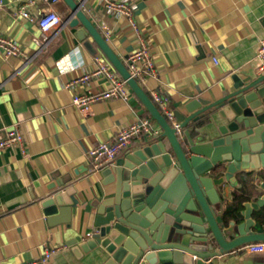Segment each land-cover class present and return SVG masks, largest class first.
I'll return each instance as SVG.
<instances>
[{"label":"crops","instance_id":"crops-1","mask_svg":"<svg viewBox=\"0 0 264 264\" xmlns=\"http://www.w3.org/2000/svg\"><path fill=\"white\" fill-rule=\"evenodd\" d=\"M28 1L4 0L0 6V33L24 49L19 57L0 52V140L14 124L24 135L22 148L0 150V264L40 261L47 246L63 245L66 247L38 264H81L70 243L93 230L90 214L113 190L104 184L103 170L90 169L89 151L98 142L113 139L120 128L153 117L129 85L127 98L97 101L89 115L75 107L72 99L77 92L97 93L109 86L103 75L69 86L96 70V56L116 69L92 36L78 38L77 28L65 23L69 10L56 5L64 24L45 45L37 44L41 37L38 24L18 14L19 6ZM119 1L131 6L137 30L127 16L105 10L103 0H84L83 9L105 38L102 24L107 26L110 36L106 40L125 65L128 56L141 46L140 38L146 41L155 71L146 74L142 88L148 95L155 91L165 95L169 108L186 118L192 115L186 107L193 100L214 103L233 91L235 74L244 82L261 76L257 48L264 39V0ZM37 3L28 9L34 18L48 6L43 0ZM69 55L78 65L61 69L60 60ZM153 127L163 132L154 119ZM152 136L137 138L117 158ZM241 175L235 174L237 184L219 186V219L236 201V193H241V204L260 195L244 189L251 181ZM62 182L64 186L58 189ZM67 186L76 188V194L63 197L62 203L69 199L72 205H63L62 213L50 215L45 199L54 198ZM253 215L264 224L262 210ZM213 261L264 264V251H235Z\"/></svg>","mask_w":264,"mask_h":264},{"label":"water","instance_id":"water-1","mask_svg":"<svg viewBox=\"0 0 264 264\" xmlns=\"http://www.w3.org/2000/svg\"><path fill=\"white\" fill-rule=\"evenodd\" d=\"M83 6L78 0L56 3L69 10L65 23L77 28L79 39L92 36L163 132L128 148L103 170L104 184L113 190L90 214L92 236L70 243L77 259L81 264H215L213 259L227 258L241 245L264 241V224L253 215L264 214V75L244 82L235 74V89L220 101L193 100L186 107L188 118L176 111L179 133ZM236 173L250 179L246 191L260 195L242 202L237 215L219 219L218 188L237 184ZM74 194L76 188L64 187L44 206L56 216L63 205H72L62 198Z\"/></svg>","mask_w":264,"mask_h":264},{"label":"built area","instance_id":"built-area-1","mask_svg":"<svg viewBox=\"0 0 264 264\" xmlns=\"http://www.w3.org/2000/svg\"><path fill=\"white\" fill-rule=\"evenodd\" d=\"M60 0H43L48 6L43 8L42 12L36 17H31L29 8L37 6V0H29L22 4L18 8V14L30 18L35 21L40 29V36L36 39V43L40 46L45 45L57 32L58 28L64 24V20L58 12L55 10L56 3ZM84 1V0H79ZM4 5V0H0V6ZM103 7L105 10L115 13L118 15H125L129 18L132 26L137 30V26L134 20V15L131 6L128 2L119 0H103ZM102 29L105 31L109 40V31L105 24H102ZM141 46L130 54L127 58V70L130 72L133 78H136L138 83L142 86L147 73H153L155 71L154 59L149 53V49L146 41L141 37ZM257 56L259 59V73L264 75V39H260L257 48ZM0 52L6 57H19L24 53L22 45L11 37H8L0 33ZM98 63V67L94 72L86 73L81 78L69 83V86L74 87L77 83H88L92 78L103 75L108 79L109 86L107 89L93 92H77L72 99V103L75 107L79 108L81 112L86 115L91 113V107L97 101H108L116 97L127 98L128 97V83L122 78L119 73L114 70L108 61L101 56H96L95 59ZM80 61V60H79ZM61 69H71L78 65L72 56H67L61 59L59 62ZM153 101L158 105L159 110L164 114L166 119L169 121L173 128H176L181 133L182 128L180 123L177 121L176 112L174 109L169 108L168 99L165 95L155 91L152 95ZM160 129H154L153 119L150 117H144L136 120V122L120 128L117 135L108 141L98 142L89 151L90 158V169L94 172H99L107 167H110L117 159L118 154L131 145V143L137 138L147 137L155 134H160ZM6 135L0 140V150L6 147L20 146L23 147L24 135L20 130L19 125L14 124L11 128L6 130ZM92 231L88 233L86 237H91ZM66 246L50 247L45 248L44 256L40 261H30L25 264H38L43 263L49 259L55 252L62 250ZM248 251L263 252L264 241H253L236 248L235 251Z\"/></svg>","mask_w":264,"mask_h":264},{"label":"trees","instance_id":"trees-1","mask_svg":"<svg viewBox=\"0 0 264 264\" xmlns=\"http://www.w3.org/2000/svg\"><path fill=\"white\" fill-rule=\"evenodd\" d=\"M150 98L153 101L152 95H150ZM153 103H155V102L153 101ZM234 199L236 200V201H234V204L232 206H229L227 208V210L225 211V216H227V217H231V216L237 215L239 210H240V208H241V206H242V204L239 202V199H240V194L239 193H236L234 195Z\"/></svg>","mask_w":264,"mask_h":264}]
</instances>
